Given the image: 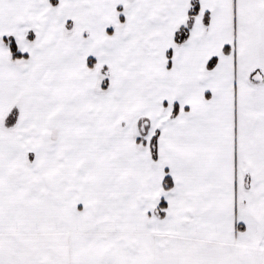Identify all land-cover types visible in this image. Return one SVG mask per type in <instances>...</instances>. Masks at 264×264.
<instances>
[{
	"label": "crops",
	"instance_id": "obj_1",
	"mask_svg": "<svg viewBox=\"0 0 264 264\" xmlns=\"http://www.w3.org/2000/svg\"><path fill=\"white\" fill-rule=\"evenodd\" d=\"M59 1L0 0V237L49 264H264V0H199L181 45L192 0Z\"/></svg>",
	"mask_w": 264,
	"mask_h": 264
},
{
	"label": "rangeland",
	"instance_id": "obj_2",
	"mask_svg": "<svg viewBox=\"0 0 264 264\" xmlns=\"http://www.w3.org/2000/svg\"><path fill=\"white\" fill-rule=\"evenodd\" d=\"M98 1L99 0H95L96 3ZM51 2H52V6L56 7L58 5V2H60V1L59 0H57V1L51 0ZM100 4H102V3H100ZM93 10L98 11V5L97 4H95ZM103 19H104V17H103ZM99 27L100 26H97L95 28H91V29L87 30L86 35H88V39L90 40L88 42V48L97 47L96 44L101 42V40H100L101 36L98 33V31L100 29ZM27 36H30V33H28ZM97 40H99V41L97 42ZM137 43H138V41L131 40V39H128V40L124 41L123 43H121L120 45L122 46V48L125 46L124 49H129V50H127V54H129V55H123L121 57V59H122L123 63H125L126 65L131 67L128 70V72H129L128 78L133 80L135 83H138V89L136 90V92L138 94H140L142 97H144L146 95V89H145L146 72H145V69L150 64L148 67V70H147L148 79H149V77L151 75L149 68H151L150 66L152 63L154 64V62L153 61L148 62L146 60L147 58L145 56L139 57V56L131 55L130 48L136 47ZM5 45L7 46V44H5ZM80 48H81V50L85 49L82 47H80ZM123 54H126V53H123ZM93 58L88 59V61L86 63V65L90 69H95V67H97L96 60H94ZM141 58L144 59V62L143 61L141 62ZM12 61H13V59H12ZM14 61L16 62V60H14ZM142 63H144V64L142 65ZM142 67H144V70H142ZM101 73L104 77L100 81L99 90L105 91V90H102L101 87L104 85V81L106 80L108 83L107 89H106V91H107L109 89V81L107 78V72L104 69H101ZM80 81H82V80H80ZM80 85L85 86V82L81 83ZM124 95L128 97L127 99H129L130 94L128 92H125ZM139 106H137V110H140L141 107L143 108L144 103H142ZM140 125L142 128H144L143 133L145 131H147V129H148L147 120H143ZM140 131L142 133L141 129H140ZM142 138H143V136L140 137V141ZM20 243L21 242L16 241L13 238H1L0 237V264H49V248L48 247L46 248L43 246L40 249H32V248H28L26 246L20 247L19 246ZM23 244H25V243L23 242Z\"/></svg>",
	"mask_w": 264,
	"mask_h": 264
},
{
	"label": "trees",
	"instance_id": "obj_3",
	"mask_svg": "<svg viewBox=\"0 0 264 264\" xmlns=\"http://www.w3.org/2000/svg\"><path fill=\"white\" fill-rule=\"evenodd\" d=\"M198 12H199V0H192L191 9L189 11V17H188L187 24L185 26L179 28L177 30V32L175 33V43L177 45L183 44L188 39L189 32L193 26L194 18L198 14ZM5 44H7V46L9 47L13 60L27 59L28 58L27 55L20 54L17 51L16 44L13 40L7 39V40H5ZM168 57L169 58L171 57L170 51L168 52ZM211 66H212V63L209 64V67H211ZM107 85H108V83L105 80L104 85L101 87V89L106 90ZM157 137H158V135L154 136L150 142L151 155H152V158L154 160L157 159ZM162 204L164 205V203H162ZM161 217H162V214H161Z\"/></svg>",
	"mask_w": 264,
	"mask_h": 264
},
{
	"label": "bare ground",
	"instance_id": "obj_4",
	"mask_svg": "<svg viewBox=\"0 0 264 264\" xmlns=\"http://www.w3.org/2000/svg\"><path fill=\"white\" fill-rule=\"evenodd\" d=\"M42 119V118H41Z\"/></svg>",
	"mask_w": 264,
	"mask_h": 264
}]
</instances>
